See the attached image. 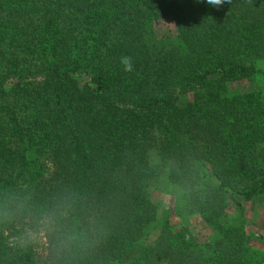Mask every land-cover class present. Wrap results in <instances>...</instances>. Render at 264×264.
I'll use <instances>...</instances> for the list:
<instances>
[{
    "label": "trees",
    "instance_id": "1",
    "mask_svg": "<svg viewBox=\"0 0 264 264\" xmlns=\"http://www.w3.org/2000/svg\"><path fill=\"white\" fill-rule=\"evenodd\" d=\"M262 60L264 0H0V264H258ZM167 188L213 240L153 234Z\"/></svg>",
    "mask_w": 264,
    "mask_h": 264
},
{
    "label": "rangeland",
    "instance_id": "2",
    "mask_svg": "<svg viewBox=\"0 0 264 264\" xmlns=\"http://www.w3.org/2000/svg\"><path fill=\"white\" fill-rule=\"evenodd\" d=\"M258 67L264 68V60L258 62ZM258 82L264 85V79ZM250 83L246 81L229 83L227 92L234 93L246 90L249 88ZM151 200L157 211L153 234L160 227L165 217L169 215L174 221L187 227L198 243L211 241L216 237L211 226L199 214L188 213L184 210L178 191L168 188L167 190L157 191L151 196ZM235 201L239 204L230 203L222 221L245 227L253 238L250 242V258L258 264H264V192L251 201L243 202L238 198H235ZM238 205H240V209H238Z\"/></svg>",
    "mask_w": 264,
    "mask_h": 264
},
{
    "label": "clouds",
    "instance_id": "3",
    "mask_svg": "<svg viewBox=\"0 0 264 264\" xmlns=\"http://www.w3.org/2000/svg\"><path fill=\"white\" fill-rule=\"evenodd\" d=\"M206 2L209 6L214 8H219L223 6L225 3L231 4L232 0H196V3H204ZM120 63L123 65V70L125 72H131L133 70V63L130 57L124 56L121 58ZM53 225V221L51 218L45 221V228H50ZM43 235V233H41ZM32 239H35V235L31 237Z\"/></svg>",
    "mask_w": 264,
    "mask_h": 264
}]
</instances>
